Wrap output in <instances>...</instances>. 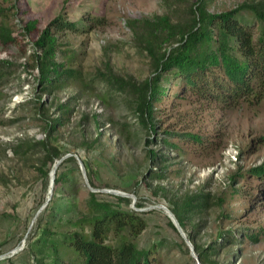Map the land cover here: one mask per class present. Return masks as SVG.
<instances>
[{"label": "rangeland", "instance_id": "obj_1", "mask_svg": "<svg viewBox=\"0 0 264 264\" xmlns=\"http://www.w3.org/2000/svg\"><path fill=\"white\" fill-rule=\"evenodd\" d=\"M257 1L210 0L207 10L221 13ZM0 7L7 14V18L0 15V22H6L23 48L17 52L0 50V59L13 64L0 83V264H11L4 260L22 264L25 253L43 231L41 225L27 245L26 234L35 218L42 213L49 215L52 209L71 199L77 208L65 213L59 225L52 223V232L79 230L74 226L78 221L87 232L86 219L91 213L87 204L96 200L110 209L144 212L146 228L130 240L138 249L150 250L151 264H198L192 246H187L168 213L161 208L168 209L162 191L156 189L158 186L168 196L181 197L200 191L210 195L203 223L197 232L189 228L188 231L204 247L216 240L219 230L234 231L229 238L231 244L227 241L221 247L215 245L220 250L216 257L219 264H264L262 184L246 174L264 164V140L258 141L264 137V98L258 104L241 103L229 109L171 84L168 96L155 107L156 137L160 141L145 145L146 134L126 109L124 96L97 79V74L104 73L106 68L136 82L149 77V60L135 46L127 22L170 15L175 10L173 5L163 0H0ZM241 14L252 21L249 12ZM59 15L68 22L84 17L91 28L58 34L59 50L72 58V67L81 72L82 80L49 96L40 93L36 69L31 67V38L35 33L29 37L21 34L27 21L35 20L37 30H41L58 20ZM62 60L60 57L59 61ZM180 97L185 98L178 100ZM38 98L43 103L42 113L48 118L59 116V104H66L71 110L64 116L65 125L58 127L51 138L66 153L56 163L32 146L45 137V123L37 113ZM176 133H192L203 142L214 141L197 149L192 143L182 142L183 135ZM164 139L178 145L181 152L166 146L161 141ZM148 149L168 157L159 163L167 164L165 178L150 179L146 175L157 166L147 162ZM70 156L76 157L77 164L63 161ZM55 164V172H72L76 179L83 177V170L95 187L77 181L73 195L63 190L61 196L53 191V186L45 188L41 172L50 173ZM241 174L244 177H238ZM116 197L131 201H119ZM218 197L223 199L221 206L213 203ZM137 200L143 203L140 209L135 207ZM246 229L263 233L256 242H251L243 236ZM50 238L61 240L55 234ZM119 240L120 236L108 238L109 243ZM29 263L56 264L48 255L30 257Z\"/></svg>", "mask_w": 264, "mask_h": 264}, {"label": "trees", "instance_id": "obj_2", "mask_svg": "<svg viewBox=\"0 0 264 264\" xmlns=\"http://www.w3.org/2000/svg\"><path fill=\"white\" fill-rule=\"evenodd\" d=\"M163 1L170 3L175 9L171 10L170 15H155L151 19L127 22L135 46L149 60L151 75L136 82L130 77L123 78L113 74L110 68H106L104 73L97 74L98 80L124 96L126 109L135 116L146 134L145 145L160 141L156 137L158 123L155 107L168 96L171 84L176 83L182 90L199 99L214 101L229 109L237 108L241 103L258 104L264 98V0L245 3L221 13H210L207 10L210 0H196L193 3H189L188 0ZM242 11L251 14L253 18L251 22L241 14ZM5 12L6 10L0 7V15L7 18ZM255 22L258 23L256 26ZM90 28L91 25L87 24L84 17L75 22H68L63 15H59L58 20L52 21L41 30H37L35 20H29L22 26V36L29 37L35 33L34 38H31L33 49L31 67L36 69L40 93L53 96L58 91L81 82V72L72 67V58L59 50L58 34L67 31L77 33ZM17 39L6 22L1 21L0 50L14 52L23 50ZM60 57H63L62 61H59ZM12 65L10 61L0 59V83L10 73ZM184 98L180 97L178 100ZM37 101V113L45 123V137L32 146L42 156H47L52 163H56L61 161L66 153L54 145L51 138L58 127L65 125L67 118L64 116L69 115L71 110L66 104H59L57 106L59 116L48 118L42 113L43 103L40 98ZM176 135H183L182 142L192 143L197 149L204 148L214 141L210 139L203 142L199 136L192 133ZM263 140L264 137L258 139L260 142ZM161 141L181 152V148L175 143L166 139ZM145 157L148 163L157 165L154 171L146 175L150 179L165 178L167 172L164 168L167 164L159 163L167 161L168 157L152 149L147 150ZM63 161L77 164L75 156ZM41 173L44 187L47 188L49 171ZM246 174L261 182L260 194L264 198V164L251 168ZM238 177H244V174ZM234 178L232 177V181ZM86 179L89 186L94 188L88 174ZM81 180L84 181V178L80 176L76 179L72 172L56 171L53 191L59 196L63 190L73 195L76 182ZM156 189L162 191L167 208L185 233L200 264H219L216 257L220 255V250L215 245L219 244L221 247L222 243L227 241L231 244L229 238L234 231L219 230L216 240L206 247L198 244L188 231L189 228L197 232V228L201 222L203 223V214L210 203V195L200 191L174 197L168 196L160 186ZM116 198L119 201H131L129 198ZM213 203L221 206L223 199L218 197ZM134 204L137 209L143 207L139 200ZM87 205L91 212L86 219L89 228L87 232L84 230V224L80 225L79 221L74 224L79 230L52 232V223L59 225L65 213L77 208L73 199L62 203L60 207H55L49 215L43 213L38 215L26 234L27 245L36 236L38 229L42 228L41 225H44L43 231L32 248L25 253L26 259L22 264H30L29 258L33 259L39 255L50 256L56 264H151L150 250L138 249L130 240L137 238L146 228V221L142 217L144 212L136 209H110L106 203H98L96 200L88 201ZM222 216L220 214V218ZM262 233L260 230L253 232L246 229L243 236L251 242H256ZM53 234L61 236V240L51 239L50 236ZM110 235L120 236V240L117 243H109ZM182 245L188 251L186 244ZM4 262L14 264L10 260Z\"/></svg>", "mask_w": 264, "mask_h": 264}, {"label": "water", "instance_id": "obj_3", "mask_svg": "<svg viewBox=\"0 0 264 264\" xmlns=\"http://www.w3.org/2000/svg\"><path fill=\"white\" fill-rule=\"evenodd\" d=\"M56 165H57V164L53 165L52 170H51V172L49 173V188L53 186L54 177H55V169H56ZM80 168H81V167H80ZM81 170H82V168H81ZM82 175H83L84 181L87 182V179H86V176H85V173H84L83 170H82ZM91 191H95V190L91 189ZM115 194H117V195H121V196H126L125 194H121V193H115ZM161 208H163V209L168 213V216H169V218H170L172 224L176 227V229L179 231V233L181 234V236L184 238L185 243L187 244V246H189L190 242L186 239V237H185V235H184V233H183L181 227L179 226V224H178L176 218L174 217V215L170 212L169 209H166L165 207H161ZM190 245H191V244H190ZM191 246H192V245H191ZM192 248H193V247H192ZM192 250H193V249H192ZM196 259H197L198 264H200L199 259H198V258H196Z\"/></svg>", "mask_w": 264, "mask_h": 264}]
</instances>
